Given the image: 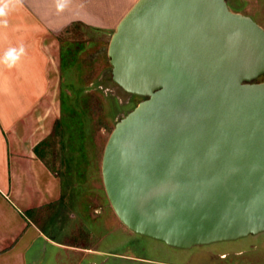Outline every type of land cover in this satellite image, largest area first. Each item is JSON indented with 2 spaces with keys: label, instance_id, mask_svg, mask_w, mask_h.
Segmentation results:
<instances>
[{
  "label": "water",
  "instance_id": "1",
  "mask_svg": "<svg viewBox=\"0 0 264 264\" xmlns=\"http://www.w3.org/2000/svg\"><path fill=\"white\" fill-rule=\"evenodd\" d=\"M106 56L141 98L100 158L118 221L179 249L264 232V30L225 0H135Z\"/></svg>",
  "mask_w": 264,
  "mask_h": 264
},
{
  "label": "rangeland",
  "instance_id": "2",
  "mask_svg": "<svg viewBox=\"0 0 264 264\" xmlns=\"http://www.w3.org/2000/svg\"><path fill=\"white\" fill-rule=\"evenodd\" d=\"M225 2L230 11L250 17L264 30V0ZM76 23L69 26L68 32L63 30L59 35L49 36L58 51L52 57L53 65L48 66L47 95L58 97L59 102L61 90L62 95L67 97L63 100V112L56 105V109L43 118L46 126L43 125L44 130L41 131H45L44 136L35 143L42 141L38 145L43 150L42 159L33 153L51 171L53 186L60 199L58 203L56 199L52 203L55 207L46 204L38 210L35 216L38 227L44 237L67 246L60 247L46 239L37 238L24 249L22 234L17 235L20 230L18 224L23 222V210L11 195L10 198L7 196V201L14 208L7 207V201L0 197V207L3 208L0 215V264H264V232L233 241L179 249L132 233L118 221L105 197H101L104 191L100 177V158L113 124L141 98L125 93L110 80L106 47L114 28ZM78 44L82 48L76 50ZM73 52L76 53L75 58L72 57ZM261 75L252 82L264 81ZM77 89L82 90L83 95ZM69 94L82 98L83 103L75 108L78 116L72 114L67 117L71 122L69 125H66L65 117L61 119L60 130L63 131L64 126L68 134L64 136V146H61L58 142L60 133L57 131L55 135L53 122L65 116V104L72 97ZM83 109L88 117L87 125L80 122ZM48 121L50 124L47 125ZM21 129L25 136L22 142L29 146V129ZM24 146L21 143V148L26 150ZM80 147H83L82 152ZM8 151L9 167L13 171L10 172L11 176L14 172H19L21 176L25 173L23 178L18 177L16 181H20L15 184L18 189H25L33 197L37 188L43 189L46 184L50 185L42 174L39 178H35L36 174L30 178L31 172H26L24 163L19 166L16 162L10 143ZM22 153L18 155L24 156ZM91 208L96 209L91 211ZM10 226L17 229L12 237L10 232L7 234ZM83 247L91 249L83 251Z\"/></svg>",
  "mask_w": 264,
  "mask_h": 264
},
{
  "label": "crops",
  "instance_id": "3",
  "mask_svg": "<svg viewBox=\"0 0 264 264\" xmlns=\"http://www.w3.org/2000/svg\"><path fill=\"white\" fill-rule=\"evenodd\" d=\"M134 1L70 0L68 7L61 12L57 11L56 0H22L21 4L10 11L6 17L7 26L0 27V53L9 47L23 45L25 48V55L14 67L0 65V197L7 201L11 195L23 210L22 213L18 211L23 215V222L18 224L19 232L17 233V229L10 226L7 234L10 232V237L13 233H17L18 236L22 234L24 249L37 238L46 239L49 243L60 247L67 246L44 237L35 218L39 209L46 204L50 206L55 199L59 198V193L53 186L51 171L33 155L34 152L31 150L34 144L44 136L45 131H41L44 130L43 125L46 126L43 124V118L50 115L53 109H56V105H59L58 97L53 98L47 95L49 83L47 70L49 65H53L52 57L55 51H58V48L51 43L52 38L49 36L59 35L65 28L76 22L87 26L114 28ZM49 38V41H44ZM48 124L50 121L47 122ZM24 127L29 129L27 134H30L28 141L30 147L22 142L25 136L21 128ZM9 143L19 166H23L24 163L26 172H31L30 178H34L35 174V178H39L42 174L50 183V185L46 184L45 189L37 188L33 197L25 189L22 191L15 185L20 183V181L16 182L18 177L23 178L25 173L21 176L19 172H14L11 176L10 172L13 171H10L8 162ZM21 143L25 145L26 150L21 148ZM22 151L24 156L18 155ZM101 197H105V194ZM104 199L107 201L106 197ZM7 203V207H13L8 201ZM2 209L0 207V215H2ZM95 209L91 208V211ZM29 211L32 217L27 215L26 212ZM90 249L82 248L83 251Z\"/></svg>",
  "mask_w": 264,
  "mask_h": 264
},
{
  "label": "trees",
  "instance_id": "4",
  "mask_svg": "<svg viewBox=\"0 0 264 264\" xmlns=\"http://www.w3.org/2000/svg\"><path fill=\"white\" fill-rule=\"evenodd\" d=\"M72 26H74V25H77V23H74V24H71ZM70 25V26H71ZM66 32H68L69 31V27H67V28H65L64 29ZM78 47H77V49L76 50H78V48L80 49V48H82L81 47V45L80 44H78L77 45ZM74 53V52H73ZM75 55H76V53H74V55L72 56L73 58H75ZM60 68L62 69L63 68V65H62V52H61V55H60ZM63 71V70H62ZM260 78H263L264 79V74L263 75H261L260 76ZM69 87V86H68ZM77 92H79V94L80 95H83L81 92H82V90H79L78 91V89H77ZM75 93H76V91H75ZM60 94H61V96H60ZM59 96H60V98H59V107H60V110H61V112H63V110H64V105H63V100L67 97V96H63L62 95V91L60 90V92H59ZM69 96L71 97L72 96V94H69ZM132 96H135V95H132ZM138 97V96H137ZM86 97H84V99H85ZM78 99H79V97L77 98V97H75V95H73L72 97H71V99H69V102L67 103V104H65L66 105V107H67V112L65 113V116H61L60 118H57V119H55L54 120V122H53V130H54V133H55V135H56V133H57V131H58V133H60V137H59V139H58V142L61 144V146H64L63 145V141H64V136H65V134H67V132L65 131V127L63 126V131L62 130H60V121H62L61 119L63 118V117H65V119H66V125H69V123H71L70 122V119H68L67 117L69 116V115H72V114H77V116H78V112H76L77 110H75V108L76 107H78V106H80L82 103H83V99L82 98H80L79 100L80 101H78ZM77 103H78V105H77ZM110 105V107H111V104H109ZM69 109V110H68ZM112 110V109H111ZM110 113V112H109ZM80 115L82 116V118H81V120H80V122H81V124H85V125H87V119H88V117H87V114L85 113V111H84V109L83 110H81V113H80ZM66 136H68V134L66 135ZM40 143H42V141H40V142H38L37 144H35L33 147H32V151L35 153V155H37L39 158L40 157H42V155H43V150L42 149H40L39 147H38V145L40 144ZM76 149H78V148H76ZM81 150H83V147H80V151ZM82 152V151H81ZM68 158V157H67ZM40 159H42V158H40ZM80 159V158H79ZM78 159V160H79ZM69 161V160H68ZM60 201V199H58V201L56 200V203H58ZM50 206H54L55 207V204H50ZM27 213V215H30V217H32V215H31V213H30V211L29 212H26Z\"/></svg>",
  "mask_w": 264,
  "mask_h": 264
},
{
  "label": "clouds",
  "instance_id": "5",
  "mask_svg": "<svg viewBox=\"0 0 264 264\" xmlns=\"http://www.w3.org/2000/svg\"><path fill=\"white\" fill-rule=\"evenodd\" d=\"M22 0H0V27L7 26L6 17L10 11L20 5ZM70 0H56L57 11H64L68 7ZM25 55V48L23 45L19 47H9L0 53V65L7 66L8 68L14 67L17 62Z\"/></svg>",
  "mask_w": 264,
  "mask_h": 264
},
{
  "label": "flooded vegetation",
  "instance_id": "6",
  "mask_svg": "<svg viewBox=\"0 0 264 264\" xmlns=\"http://www.w3.org/2000/svg\"><path fill=\"white\" fill-rule=\"evenodd\" d=\"M260 233V232H259ZM257 234V233H256ZM253 235V234H252ZM245 237V236H244ZM242 238V237H241ZM237 239H239V238H237ZM234 240H236V239H234ZM230 241H233V240H230ZM221 242H224V241H221Z\"/></svg>",
  "mask_w": 264,
  "mask_h": 264
}]
</instances>
